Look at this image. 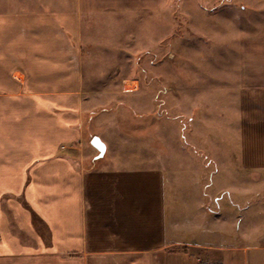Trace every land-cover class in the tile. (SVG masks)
I'll list each match as a JSON object with an SVG mask.
<instances>
[{
  "label": "crops",
  "instance_id": "crops-1",
  "mask_svg": "<svg viewBox=\"0 0 264 264\" xmlns=\"http://www.w3.org/2000/svg\"><path fill=\"white\" fill-rule=\"evenodd\" d=\"M261 1L256 5L263 7L257 33L252 41L241 40L237 51V142L226 159L229 170L254 174V181L264 173ZM98 16L107 20L111 14L95 0H0V264H196L195 251L237 252L206 243V221L224 228V211L238 214L243 203L213 188L217 171L211 167L220 160L208 145L214 141H207L212 129L201 131L205 145H181L185 136L193 138L190 113L185 128L168 120L166 130L139 138L114 127L112 135L97 137L105 145L108 164L87 165L97 154L84 145L83 134L96 120L105 123L109 113L95 114L94 104L114 99L86 89L82 24L99 22ZM94 82L106 86L105 81ZM114 92L120 95L116 103L130 97L139 114H147L159 129L154 108L147 113L142 109L146 95L137 79L122 80ZM151 101L157 103L152 96ZM215 111L211 118L222 120L223 109ZM160 136L166 146L174 142L180 151L204 153L191 192H176L177 169L155 161ZM221 138L216 140L223 143ZM131 147L147 153L146 161L122 165L118 153ZM197 216L205 223L195 221ZM222 256L217 264H223Z\"/></svg>",
  "mask_w": 264,
  "mask_h": 264
},
{
  "label": "rangeland",
  "instance_id": "rangeland-1",
  "mask_svg": "<svg viewBox=\"0 0 264 264\" xmlns=\"http://www.w3.org/2000/svg\"><path fill=\"white\" fill-rule=\"evenodd\" d=\"M95 1L110 10L111 16L107 20L98 16L96 19L100 18L99 22L82 24V37L86 44L83 46L87 56L84 77L89 83L86 89L89 93H104L114 99L94 104L95 114L103 110L109 113L105 115V123L96 120L97 123L85 131L84 145L96 155L97 151L90 145L93 135L110 136L116 127L129 132L133 138H139L148 131H156V134L166 130L168 120H175L177 126L180 123L185 128L188 120L186 114L190 113L194 121L193 138L189 140L185 136L184 140L179 139L181 145H184V141L205 145L206 139L201 140V131H204V127L212 129L207 133V141L211 138L214 141L211 140L208 145L213 150L211 153L218 154L220 160L218 167H211L217 171L213 177V188L228 191L231 200L243 203L238 214L224 211L220 220L224 228H215L210 219L206 221L207 244L217 249L234 247L238 251H195L192 259L197 261L196 264H217L223 254V264H264V173L263 177L254 181V174L245 176L241 169L237 171L231 166L229 170L226 161L229 148H234L237 142L234 124L239 42L254 39L260 25L258 21L263 19V7L256 5L262 1ZM134 79L143 84L146 95L142 109L147 113L154 108V116L161 121L159 129L152 125L153 120L147 114H139V108L130 97L122 103L115 102L116 96H120L114 92L119 83ZM96 80L105 81L106 86L96 85ZM125 88L131 89L129 82L125 83ZM151 96L157 103H152ZM172 96L174 98L171 99ZM216 107L223 109L222 120L211 118L216 113ZM221 136L223 143L216 140ZM157 139L155 156L161 157V162L158 157H155V161L160 165L166 162L177 169L176 192L187 194L194 190L197 161L199 157L201 160L205 157L204 153L195 148L180 151L174 142L166 146L167 142L161 136ZM131 148L118 153L122 165L137 166L146 161L143 156L147 153L136 147ZM220 150L225 154V159H221L223 153ZM107 155L95 161L94 156L90 157L87 165L101 167L108 164ZM115 164L113 162L111 165L116 167ZM179 202L180 199H177V206ZM189 214L191 218L195 217ZM195 221L205 223L198 216Z\"/></svg>",
  "mask_w": 264,
  "mask_h": 264
},
{
  "label": "water",
  "instance_id": "water-1",
  "mask_svg": "<svg viewBox=\"0 0 264 264\" xmlns=\"http://www.w3.org/2000/svg\"><path fill=\"white\" fill-rule=\"evenodd\" d=\"M90 143L93 148L97 151V155L95 156V158H102L105 153V145L97 137H93Z\"/></svg>",
  "mask_w": 264,
  "mask_h": 264
}]
</instances>
